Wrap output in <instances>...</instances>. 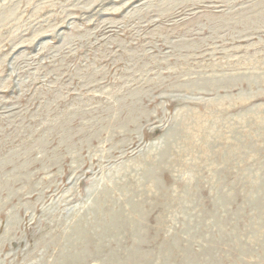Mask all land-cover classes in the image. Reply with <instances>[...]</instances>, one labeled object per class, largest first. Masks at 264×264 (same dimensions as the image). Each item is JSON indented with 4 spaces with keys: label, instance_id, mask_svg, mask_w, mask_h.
Segmentation results:
<instances>
[{
    "label": "rangeland",
    "instance_id": "1",
    "mask_svg": "<svg viewBox=\"0 0 264 264\" xmlns=\"http://www.w3.org/2000/svg\"><path fill=\"white\" fill-rule=\"evenodd\" d=\"M0 264H264V0H0Z\"/></svg>",
    "mask_w": 264,
    "mask_h": 264
}]
</instances>
